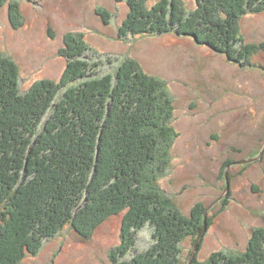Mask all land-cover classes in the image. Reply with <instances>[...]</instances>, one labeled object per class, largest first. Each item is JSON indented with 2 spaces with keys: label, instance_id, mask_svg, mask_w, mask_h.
Returning <instances> with one entry per match:
<instances>
[{
  "label": "trees",
  "instance_id": "16d2710c",
  "mask_svg": "<svg viewBox=\"0 0 264 264\" xmlns=\"http://www.w3.org/2000/svg\"><path fill=\"white\" fill-rule=\"evenodd\" d=\"M129 1L125 36L176 31L238 65L259 50L245 43L240 21L264 14V0H194L193 12L186 0L149 12ZM89 49L70 37L62 81H43L25 95L19 66L0 52V264H25L68 225L87 240L122 214L123 245L113 264H181L182 245L189 237L197 244L208 209L198 205L187 217L157 185L177 137L170 126L174 100L165 82L134 60L115 75L93 74ZM148 226L152 248L122 260ZM204 264H264V231L248 252L217 253Z\"/></svg>",
  "mask_w": 264,
  "mask_h": 264
},
{
  "label": "rangeland",
  "instance_id": "374dc122",
  "mask_svg": "<svg viewBox=\"0 0 264 264\" xmlns=\"http://www.w3.org/2000/svg\"><path fill=\"white\" fill-rule=\"evenodd\" d=\"M137 1L149 12L170 0ZM186 1L195 11V1ZM128 2L9 0L0 5V52L19 66L23 95L43 81H62L70 37L89 46L86 55L95 75H115L123 62L134 60L144 73L164 81L174 100L170 126L177 137L157 185L187 217L198 205L212 208L196 255L199 263L217 253H246L255 233L264 231V14L240 21L245 43L259 50L238 65L176 31L125 36ZM12 4L18 6L16 18ZM124 216L108 219L87 240L68 225L24 263L113 264L123 245ZM153 233L151 226L138 233L136 246L122 260L149 251ZM195 241L189 237L183 243L181 264H189Z\"/></svg>",
  "mask_w": 264,
  "mask_h": 264
},
{
  "label": "water",
  "instance_id": "95a60500",
  "mask_svg": "<svg viewBox=\"0 0 264 264\" xmlns=\"http://www.w3.org/2000/svg\"><path fill=\"white\" fill-rule=\"evenodd\" d=\"M212 208H210L208 211H207V213H206V224H205V230L203 231V233L201 234V236L199 237V240H198V242H197V244H196V246H195V249H194V252H193V255L191 256V259H190V262H189V264H192L193 262H194V260L196 259V255H197V252H198V250H199V248H200V245H201V242H202V240H203V238H204V236H205V233H206V231H207V225H208V222H207V220H208V216H209V213H210V210H211Z\"/></svg>",
  "mask_w": 264,
  "mask_h": 264
}]
</instances>
